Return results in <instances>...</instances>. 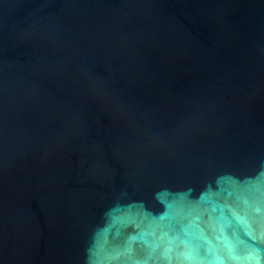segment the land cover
Segmentation results:
<instances>
[{"label":"water","instance_id":"water-1","mask_svg":"<svg viewBox=\"0 0 264 264\" xmlns=\"http://www.w3.org/2000/svg\"><path fill=\"white\" fill-rule=\"evenodd\" d=\"M0 264H264V0H0Z\"/></svg>","mask_w":264,"mask_h":264}]
</instances>
